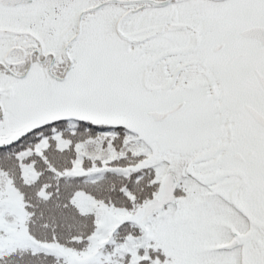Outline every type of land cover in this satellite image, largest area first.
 Segmentation results:
<instances>
[{
    "label": "snow or ice",
    "instance_id": "6c2138e0",
    "mask_svg": "<svg viewBox=\"0 0 264 264\" xmlns=\"http://www.w3.org/2000/svg\"><path fill=\"white\" fill-rule=\"evenodd\" d=\"M0 264H264V0H0Z\"/></svg>",
    "mask_w": 264,
    "mask_h": 264
}]
</instances>
